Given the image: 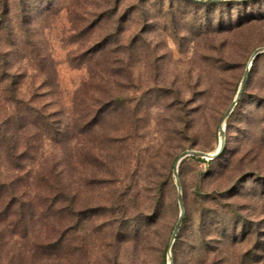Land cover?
<instances>
[{
    "label": "rangeland",
    "instance_id": "rangeland-1",
    "mask_svg": "<svg viewBox=\"0 0 264 264\" xmlns=\"http://www.w3.org/2000/svg\"><path fill=\"white\" fill-rule=\"evenodd\" d=\"M259 48L264 0H0V264H264V52L222 121ZM224 123L204 189L235 186L250 234L191 250L207 165L188 157L170 247L177 157Z\"/></svg>",
    "mask_w": 264,
    "mask_h": 264
},
{
    "label": "trees",
    "instance_id": "trees-1",
    "mask_svg": "<svg viewBox=\"0 0 264 264\" xmlns=\"http://www.w3.org/2000/svg\"><path fill=\"white\" fill-rule=\"evenodd\" d=\"M230 1V0H228ZM258 0H251V1H241L243 4H250L254 3ZM225 2V1H221ZM209 3H220V2H209ZM262 54V53H260ZM253 67V65H252ZM252 74V68H250L248 81L250 80ZM242 92V95L237 103V106H240L243 100V94L246 88ZM235 111L231 113L233 115ZM227 142V137H226ZM227 156V149L226 144L221 153V155L215 159L210 161H205L196 157H191V160L196 161L198 164L204 163L207 165L206 170L201 172L200 181H199V204L201 205L200 210V221L199 227L197 231V238L199 242L192 243L191 250L193 251H200L202 249L209 251L210 253H221L222 248L226 246H235L241 240H246L250 231L248 230V226L246 225V219L241 216L240 210L246 209L251 210L254 207L253 204H236L233 202L234 198L238 195V191L235 186H228L224 188H213V189H204L206 180L211 177L213 173V166L216 162L221 161L223 158ZM252 173H255V170H252ZM161 191H159V198L155 199V205L153 210L159 211L160 210V200H161ZM186 219V217H185ZM232 219H234V222ZM239 230L241 231V237H239ZM249 254H246L248 257ZM245 256V257H246ZM178 258L176 257V252L173 251V263L177 264ZM208 264H217V260L213 257Z\"/></svg>",
    "mask_w": 264,
    "mask_h": 264
},
{
    "label": "water",
    "instance_id": "water-1",
    "mask_svg": "<svg viewBox=\"0 0 264 264\" xmlns=\"http://www.w3.org/2000/svg\"><path fill=\"white\" fill-rule=\"evenodd\" d=\"M195 1H200V2H221V1H228V0H195ZM238 1H251V0H238ZM262 52H264V48H259L252 54V56L250 58L249 65L245 69L244 76H243V79L241 81V85H240V87L238 89L236 98L230 104V106L228 107L227 111L223 115V118H222L223 122L233 112L234 108L236 107V105L238 103V100L240 99V97L242 95V92L244 90V87H245L247 79H248V74H249L253 59L257 55L262 53ZM225 144H226V134H225V123H224L223 126L221 127V132H220V144H219V147L217 148V150L215 152L208 153V152H204V151H201V150L189 149V150H184L177 157V160H176V163H175L174 175H175L177 191H178V202H179V207H180V216H179L177 224L175 225L173 233H172L171 238H170V243H169L170 247L173 245V243L175 241V238H176L177 233H178V231L180 229L181 223H182L183 218H184V213H185L184 201H183V196H182L181 182H180L179 173H178V167H179L180 163L184 159H186L188 157H196V158L205 159V160L215 159V158H217V157H219L221 155V153H222V151H223V149L225 147ZM168 264H172V260L171 259H170Z\"/></svg>",
    "mask_w": 264,
    "mask_h": 264
}]
</instances>
